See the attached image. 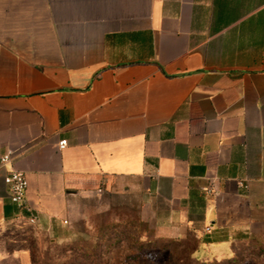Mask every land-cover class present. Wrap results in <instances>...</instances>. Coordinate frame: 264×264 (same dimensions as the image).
Returning a JSON list of instances; mask_svg holds the SVG:
<instances>
[{
    "label": "crops",
    "instance_id": "obj_1",
    "mask_svg": "<svg viewBox=\"0 0 264 264\" xmlns=\"http://www.w3.org/2000/svg\"><path fill=\"white\" fill-rule=\"evenodd\" d=\"M6 153L0 228L12 169L50 235L105 193L155 238H264V0H0Z\"/></svg>",
    "mask_w": 264,
    "mask_h": 264
},
{
    "label": "rangeland",
    "instance_id": "obj_2",
    "mask_svg": "<svg viewBox=\"0 0 264 264\" xmlns=\"http://www.w3.org/2000/svg\"><path fill=\"white\" fill-rule=\"evenodd\" d=\"M137 217V209L124 196L118 198L110 197V195L101 193L96 196L89 197L76 204L72 209L70 218L58 227L55 235H50L43 229L29 225L23 220L15 221L10 225L0 228V251L5 249L18 248L23 246L29 249H35L38 254L46 251L53 253L54 247L58 245H73L82 248H91L96 245L97 251H104L103 241L101 239H109V243L113 244V239H121L125 236H133L137 233L146 237L142 239H152L149 229L145 225L144 228L135 221ZM12 238L16 240L14 244L9 242ZM49 240L54 242V246L48 243ZM129 240L120 241L111 249L113 252L121 250L128 246ZM237 250V257L244 263L250 264L252 261H259L257 253L259 246L242 245ZM262 259V258H260ZM0 264H20L16 258L7 254L0 260ZM224 264V263H220Z\"/></svg>",
    "mask_w": 264,
    "mask_h": 264
},
{
    "label": "trees",
    "instance_id": "obj_3",
    "mask_svg": "<svg viewBox=\"0 0 264 264\" xmlns=\"http://www.w3.org/2000/svg\"><path fill=\"white\" fill-rule=\"evenodd\" d=\"M135 221L145 231V224L140 221L138 216ZM147 235L148 232L144 235L137 233L121 239L115 238L113 244L109 243L108 238L103 237L101 241H103L104 251H97L96 245L91 248L79 249L73 245L65 244L55 246L53 253L46 251L38 254L35 249L31 250L23 246L6 248L5 252L11 254L12 252L26 251L29 254L30 264H246L237 257V253H240V250L237 249L242 245H255L259 246L257 253L259 261H252L250 264H264V238L259 236L250 235L237 238L223 247L222 244L227 241L213 239L208 234L198 239L193 236L182 239H142ZM123 240H129L128 246L124 247V252L121 250L113 252L111 249L114 245ZM9 242L14 244L16 240L10 238ZM48 243L54 246L52 240H49Z\"/></svg>",
    "mask_w": 264,
    "mask_h": 264
},
{
    "label": "built area",
    "instance_id": "obj_4",
    "mask_svg": "<svg viewBox=\"0 0 264 264\" xmlns=\"http://www.w3.org/2000/svg\"><path fill=\"white\" fill-rule=\"evenodd\" d=\"M66 146V141L61 140L58 142V149H63ZM11 162V156L6 153L0 157V167ZM2 182L5 186V193L9 202L15 207L17 214L15 220H23L29 225H35L36 219L31 214L30 208L26 205L25 194L27 189V180L24 174L16 170H8L3 178ZM26 215L27 217H24Z\"/></svg>",
    "mask_w": 264,
    "mask_h": 264
}]
</instances>
